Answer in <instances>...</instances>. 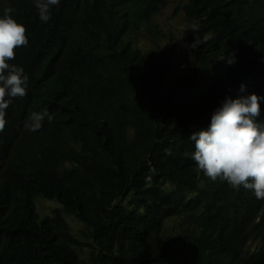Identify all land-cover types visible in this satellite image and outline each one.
I'll use <instances>...</instances> for the list:
<instances>
[{"label": "trees", "instance_id": "16d2710c", "mask_svg": "<svg viewBox=\"0 0 264 264\" xmlns=\"http://www.w3.org/2000/svg\"><path fill=\"white\" fill-rule=\"evenodd\" d=\"M166 1L60 0L44 22L34 0H0L29 39L11 61L28 94L0 132V264H264V199L208 178L190 139L242 84L264 97V0L179 3L200 43L171 83ZM38 196L59 205L41 217Z\"/></svg>", "mask_w": 264, "mask_h": 264}, {"label": "clouds", "instance_id": "9594fccd", "mask_svg": "<svg viewBox=\"0 0 264 264\" xmlns=\"http://www.w3.org/2000/svg\"><path fill=\"white\" fill-rule=\"evenodd\" d=\"M186 1V0H185ZM60 0H34L41 21L51 18L52 6ZM167 3V1H166ZM6 7L0 16V132L7 124V109L16 98L28 94L29 76L22 66L11 63L16 59V50L29 43L26 26ZM209 39L208 36L204 40ZM200 41L194 40L189 47L196 48ZM231 57L229 63H234ZM241 95L226 97L212 116L207 129L193 132L195 150L191 158L203 173L215 181H227L234 189L243 187L254 192L257 199H264V120H260V101L264 97L255 92L244 95L245 85L239 89ZM52 114L47 110L31 112L25 127L38 131Z\"/></svg>", "mask_w": 264, "mask_h": 264}, {"label": "rangeland", "instance_id": "374dc122", "mask_svg": "<svg viewBox=\"0 0 264 264\" xmlns=\"http://www.w3.org/2000/svg\"><path fill=\"white\" fill-rule=\"evenodd\" d=\"M185 0H167L166 5L161 9L157 18L162 26L166 36L160 38L159 43L168 49V53L172 54L171 72L169 74L168 83H171L172 76L178 74L189 62L192 54V50L189 47V41L187 38V30L192 27L195 22L189 19L184 12L180 11L175 13L176 6ZM142 47L145 51L151 50L152 44L143 41ZM38 214L44 217L51 214L55 208L58 207V201L54 199H47L43 196H38L35 200ZM71 224L74 228V232L79 235L81 241H87L88 239L82 236V230L85 229L83 223L75 217H70ZM176 220L169 221V227H174ZM79 249V246H76ZM81 252L85 258L89 255V249L87 247H81Z\"/></svg>", "mask_w": 264, "mask_h": 264}]
</instances>
